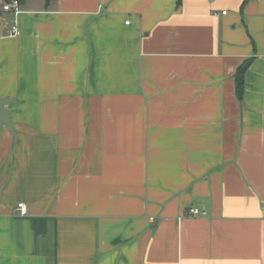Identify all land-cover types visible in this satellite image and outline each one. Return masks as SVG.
<instances>
[{
    "label": "crops",
    "instance_id": "obj_1",
    "mask_svg": "<svg viewBox=\"0 0 264 264\" xmlns=\"http://www.w3.org/2000/svg\"><path fill=\"white\" fill-rule=\"evenodd\" d=\"M178 1L0 12V264H264V0Z\"/></svg>",
    "mask_w": 264,
    "mask_h": 264
},
{
    "label": "trees",
    "instance_id": "obj_2",
    "mask_svg": "<svg viewBox=\"0 0 264 264\" xmlns=\"http://www.w3.org/2000/svg\"><path fill=\"white\" fill-rule=\"evenodd\" d=\"M11 2L13 0H6ZM21 4H24L25 0H18ZM249 0H245L243 8L246 6ZM182 0L178 1V6L180 7ZM252 59L246 60L237 70L236 74V95L239 101H242L245 96V75L252 64Z\"/></svg>",
    "mask_w": 264,
    "mask_h": 264
},
{
    "label": "built area",
    "instance_id": "obj_3",
    "mask_svg": "<svg viewBox=\"0 0 264 264\" xmlns=\"http://www.w3.org/2000/svg\"><path fill=\"white\" fill-rule=\"evenodd\" d=\"M4 11L11 12L14 15H18L22 11V4L18 0H13L11 2H7L3 6ZM226 14V12H224ZM129 24V22H127ZM21 32L19 29L15 26L12 31L10 32L11 36H19ZM18 212L21 215H26L28 213L27 205L25 203H20L17 207ZM194 215H199V214H205V212H201L199 209H195L193 211Z\"/></svg>",
    "mask_w": 264,
    "mask_h": 264
},
{
    "label": "water",
    "instance_id": "obj_4",
    "mask_svg": "<svg viewBox=\"0 0 264 264\" xmlns=\"http://www.w3.org/2000/svg\"><path fill=\"white\" fill-rule=\"evenodd\" d=\"M51 0H48L50 2ZM11 98H1L0 97V127L6 128L10 132H14L13 122L11 118V110L8 106L12 103Z\"/></svg>",
    "mask_w": 264,
    "mask_h": 264
},
{
    "label": "rangeland",
    "instance_id": "obj_5",
    "mask_svg": "<svg viewBox=\"0 0 264 264\" xmlns=\"http://www.w3.org/2000/svg\"><path fill=\"white\" fill-rule=\"evenodd\" d=\"M29 2L32 1V0H28ZM7 3L6 0H0V12L2 14H5L4 10H3V6Z\"/></svg>",
    "mask_w": 264,
    "mask_h": 264
}]
</instances>
